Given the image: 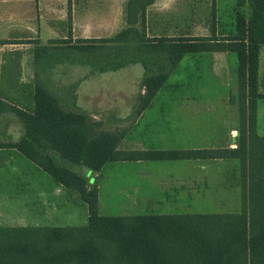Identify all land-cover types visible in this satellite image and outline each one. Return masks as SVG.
<instances>
[{"label": "trees", "instance_id": "1", "mask_svg": "<svg viewBox=\"0 0 264 264\" xmlns=\"http://www.w3.org/2000/svg\"><path fill=\"white\" fill-rule=\"evenodd\" d=\"M154 1L126 0L125 25L113 36L72 39L68 34L36 45L31 107L0 97V116L10 113L22 125L17 140L0 138V148L15 149L75 191L88 212L83 225H0V264H264V136L256 131L257 101L264 99L260 91L264 69L262 78L258 74L264 46V0H233L229 14L211 4L207 36H194L184 29L176 34L171 30L173 21L150 14ZM228 15V28L224 22L216 24ZM217 26L227 32L220 40H211ZM222 50L237 57L238 141L230 148L118 149L129 125L103 128L102 120L65 104L44 77L57 61L77 56L94 68L111 66L126 57L145 59L149 71L141 81L136 117L183 55ZM189 159L237 163L239 211L102 215L97 186L88 188L84 177L72 169L78 165L99 171L111 161Z\"/></svg>", "mask_w": 264, "mask_h": 264}, {"label": "rangeland", "instance_id": "2", "mask_svg": "<svg viewBox=\"0 0 264 264\" xmlns=\"http://www.w3.org/2000/svg\"><path fill=\"white\" fill-rule=\"evenodd\" d=\"M232 1L155 0L149 6L148 11L157 18L163 17L164 20L177 24L171 26V30L173 27L174 31H178L176 34H181L184 29L194 36H207L210 31L206 23V15L211 4L216 8L223 7L226 10V12L224 10V14H227ZM14 2V0L7 1L11 7L4 10H8L10 13L4 15L0 12V20L3 17L12 18L13 21L3 24L5 28H8L6 35H19L23 39L8 40L9 43L4 46L0 44V54L3 55L2 59L4 60L1 65L3 72L0 83L5 92L11 90L8 93L3 92L0 96L18 104L22 101L12 92H23L27 99L26 103L24 102L22 105L24 107L28 105L31 107L33 102L35 80L33 58L35 47L38 45L34 41L44 43L49 37L68 36V34H71L72 39L86 36H113L125 25L123 9L126 0H33L31 4L24 5L21 14L15 12L18 9H15ZM186 13L190 14L191 20ZM20 15L22 23L15 22V19ZM229 18V15L225 16V18L219 19V22L217 20L216 24L221 25L224 22V26L228 28ZM14 28H17L18 31H15ZM216 31L215 35L210 36L211 40H220L227 32L226 30L221 31L220 26L216 27ZM230 54V63L233 67L236 65L237 57L234 52ZM194 55L185 54V57L178 62L173 75L168 79L169 82H177L178 90L194 92L197 85L208 82V77L205 74L199 76L200 74L194 71L192 66ZM263 64L264 46L261 47L259 54V78L263 77V73H260L263 71ZM109 68L110 66L94 68L85 63L83 57L77 56L73 59L57 61L46 69L44 77L48 86L59 94L65 104L80 107L84 109L83 111L86 110L85 112H91L96 107L97 100L95 98L98 97V103H101L104 95L95 96V91L99 87H103V90L109 89V98H113L115 95V102L120 109L114 113L109 109L108 113L113 114L114 117L119 116V113L130 115L133 106L130 93L138 88L137 77L142 72V66L139 63H132L126 67L107 71L110 70ZM101 70L105 73L99 74L98 72ZM83 90H89L86 92L91 94L84 95ZM208 90L210 94H215L220 91L224 92L226 88L209 86ZM260 91L264 92V89L260 88ZM122 93L125 94L124 97L118 96ZM234 101V106L237 109L236 97ZM161 118L162 115L158 111L149 112L141 124L149 125L152 120L161 121ZM104 122L103 128L114 127L115 122L112 119ZM125 124L126 122H122L119 126ZM256 131L259 135L264 136V99L257 101ZM140 132V129L137 128L133 134L137 137ZM21 133L22 125L17 117L10 113L0 116L1 139L17 140ZM141 133L146 141H150L148 129H143ZM7 152L6 149L0 150V224L21 223L19 220L16 221L14 211L22 212L28 225L85 224L86 218L82 206H85L86 203L84 205L80 197L81 204L76 202V197H72L69 205L64 204L61 197H56L51 200L52 205H55L54 209L42 208L40 199L50 191L51 177L23 155ZM146 162L147 174L140 172L142 166L135 161L107 162L99 171L78 165L72 166V169L84 177L88 188L97 186L98 212L106 216L240 210L241 180L239 168L234 160L215 159L207 163L209 171L206 174L207 183L202 182L201 172L184 174L181 185L184 198L179 196L178 201L162 200L155 205H148L145 203L146 201L137 199L133 195L149 194L159 199L164 190L154 183L148 172L166 171L170 164L166 165V163H162L163 161ZM177 164L179 169L182 163L178 161ZM184 166L191 167L187 163ZM178 191L180 193V189ZM185 196L190 199H186ZM85 209L87 215V205ZM60 216L66 221L59 220Z\"/></svg>", "mask_w": 264, "mask_h": 264}, {"label": "crops", "instance_id": "3", "mask_svg": "<svg viewBox=\"0 0 264 264\" xmlns=\"http://www.w3.org/2000/svg\"><path fill=\"white\" fill-rule=\"evenodd\" d=\"M8 0H0V12L1 14L10 13L8 10L11 7L7 4ZM13 3L16 13L21 14V9L24 8V5H29L32 3L31 0H14ZM13 21L12 18H1L0 20V44L2 46L6 45L8 40L11 39H23L19 35H6V30L3 24L6 22ZM21 15L15 19V22L22 23ZM33 26V25H32ZM29 28V27H28ZM15 31H18L17 28ZM14 36V37H13ZM18 36V37H16ZM11 37V38H10ZM65 36L59 37H49L51 38H62ZM91 36H86L83 38H88ZM29 39V38H27ZM40 43L39 41H34L38 45L47 43ZM5 42V43H3ZM1 46V47H2ZM2 49V48H1ZM3 51V50H2ZM232 51H207L194 53V58L192 59V66L194 71L199 76L205 74L208 77V82H202L197 85V89L194 92L178 90V85L176 81L169 82V78L175 72L176 66L172 69L171 73L167 77L165 83L162 87L157 91L154 98L150 102V104L136 117L134 116V109L139 101V95L143 92L141 87V81L144 75L149 71L146 67L145 59H134L130 57L123 58L120 62L115 63L110 66V70H116L118 68L126 67L132 63H139L142 66V72L137 77V85L138 88L134 90L133 93H130V99L133 102L132 106V114L125 115L121 114L114 117L113 114L108 113L110 109L113 113L119 111V106L115 102V95L113 98L108 97L109 89L103 87H99L96 89L95 96L103 95L101 103H98L99 98H95L96 107L92 109L91 112L88 113L98 120H102L105 125V120L112 119L114 121V127L121 125L122 122H126L129 125V129L127 134L120 140L118 144V149L121 150H164V149H211V148H219V147H235L238 141V120H237V109L234 106L235 97L237 92V85L235 80L234 65L230 63V56ZM185 57L182 56L180 61ZM3 55L0 54V81L2 78V64L4 60L2 59ZM179 61V62H180ZM264 69V64L262 70ZM97 73V72H96ZM99 74L105 73L104 71L98 72ZM261 74L263 71L260 72ZM210 80V81H209ZM218 86L224 87L226 90L224 92L220 91L215 94H210L208 87ZM11 90H3V87L0 83V94L8 93ZM84 91V90H83ZM89 90H85L83 92L84 95H90L91 93L86 92ZM106 93V95H105ZM14 96L18 97L22 102L18 104L14 103L17 106L23 107L24 102L26 103L27 99L24 96L23 92H15ZM120 97H124L125 94L122 93L118 95ZM1 97V96H0ZM2 98V97H1ZM26 99V100H25ZM8 101V100H7ZM11 102V101H9ZM118 102V101H117ZM110 103V107H109ZM105 104L106 106L104 107ZM103 105V106H102ZM29 106V105H28ZM75 107V106H74ZM109 107V108H108ZM77 108V107H75ZM79 110H84L82 108H77ZM86 111V110H85ZM158 111L161 113L162 118L161 121L152 120L149 125L141 124L145 116L149 112ZM144 126V128H143ZM140 129L142 132L143 129H148L150 141H146L143 136V133H139L136 137L133 134L135 129ZM12 140V138H11ZM15 141V140H12ZM8 151L7 153H15L19 152L13 148H0V150ZM20 154V153H19ZM215 159H189V160H136L135 163L140 164L142 167L140 172L143 174H147V162L146 161H163L162 163L170 164L167 166L166 171H156V173L148 172L151 176V179L155 184L160 186L164 193L156 199L154 196L149 194H143L139 196H135L137 199H142L146 201L148 205L158 204V201L167 200V201H178L179 196L183 199V175L191 174V173H202L203 175V183H207V163L210 161H214ZM226 160V159H223ZM230 160V159H229ZM178 161H180L181 166L178 169ZM134 162V161H133ZM34 163V162H33ZM173 163V164H171ZM187 165L191 167L186 168ZM199 163V164H198ZM35 164V163H34ZM38 166V165H37ZM39 167V166H38ZM40 168V167H39ZM42 169V168H41ZM43 170V169H42ZM46 172V171H45ZM47 173V172H46ZM205 174V175H204ZM49 175V174H48ZM50 176V175H49ZM51 177V176H50ZM164 178V179H163ZM52 184L50 186V191L44 195L40 199V203L42 208L44 209H54L55 205H52V198L61 197L64 204H71L72 197L77 198V203H82V201L78 194L70 188L65 187L61 183L56 182L52 177ZM178 189H180V193H178ZM128 198V197H127ZM186 199H190L188 196H185ZM84 205L85 202L83 201ZM84 207L85 218L86 215V205ZM15 212L16 221L19 220L21 223H4L0 225L5 226H24L26 224V219L22 212ZM62 218V219H61ZM47 219V218H46ZM59 220L66 221L65 218L61 217ZM36 226V225H35ZM54 226H62V225H54Z\"/></svg>", "mask_w": 264, "mask_h": 264}]
</instances>
